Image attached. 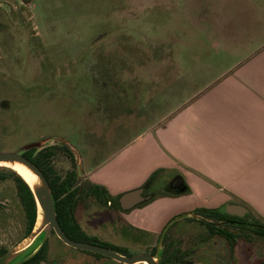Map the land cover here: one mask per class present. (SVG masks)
I'll return each mask as SVG.
<instances>
[{
	"label": "rangeland",
	"instance_id": "374dc122",
	"mask_svg": "<svg viewBox=\"0 0 264 264\" xmlns=\"http://www.w3.org/2000/svg\"><path fill=\"white\" fill-rule=\"evenodd\" d=\"M238 18L260 31L264 0H0V151L51 138L50 145L71 144L83 161L81 176L99 168L179 104L183 91L203 88L264 40L262 29L250 44L230 47V38L243 42L251 34L234 33ZM55 165L64 175L72 161L61 151ZM173 175L159 173L153 188H164ZM1 191L0 247L12 249L26 237L27 221L14 183ZM122 194L78 220L97 244L145 254L143 233L117 213ZM202 228L195 223L185 231ZM207 247L201 264H230L223 240ZM246 248L238 247L236 264H264V251ZM51 258L123 264L59 241H52Z\"/></svg>",
	"mask_w": 264,
	"mask_h": 264
},
{
	"label": "crops",
	"instance_id": "0c3cea01",
	"mask_svg": "<svg viewBox=\"0 0 264 264\" xmlns=\"http://www.w3.org/2000/svg\"><path fill=\"white\" fill-rule=\"evenodd\" d=\"M240 21L234 33L246 29L251 34L243 42L230 38V47L250 44L253 32L264 30L263 25L253 31L248 21ZM183 92L187 94L179 104L160 119L157 116L99 168L81 176L114 195L143 187L158 170L185 177L187 193L159 196L130 211H117L134 231L143 233L145 248L154 245L166 224L198 208L240 202L264 219V40L203 88Z\"/></svg>",
	"mask_w": 264,
	"mask_h": 264
},
{
	"label": "trees",
	"instance_id": "16d2710c",
	"mask_svg": "<svg viewBox=\"0 0 264 264\" xmlns=\"http://www.w3.org/2000/svg\"><path fill=\"white\" fill-rule=\"evenodd\" d=\"M61 151L67 153L72 161V168L68 170L64 175H61L57 171L55 165V157ZM24 155L34 163H36L43 170L44 174L49 180L54 193L57 218L66 234L76 239L93 241L94 238L89 236L82 228L77 217V210L79 205L83 204L86 199H91L92 197L96 201L102 202L103 204L112 202V204L114 205L109 190L101 184L93 183L90 180L82 181L81 179H79L75 155L70 147L66 144H54L41 150L34 148L30 151H27ZM160 172L161 171L158 170L153 173L148 183H152V181L154 180L153 177L158 175ZM7 181H12L14 183L18 199L27 221V236L35 228L38 219V205L36 199L34 197V194L32 193L30 186L18 172H16L12 168L0 166V210L4 208V205L2 204L3 202L1 201V185ZM188 191L189 187L186 193ZM179 194L182 193L178 191H165L160 195L175 196ZM195 213L207 218L216 217L220 219H226L231 217L229 214L222 213L218 208H199L197 211H195ZM250 216L255 221L251 230L258 236L264 237V219L252 213H250ZM212 231H218L221 236L228 239V241L231 243L230 240L233 238V235L229 230L224 228L219 230L212 228ZM8 250L9 249L6 246L0 247V256L5 254ZM44 250L45 247L40 249L37 253H35L28 259L20 262L19 264H39V256ZM118 251H121V253L125 254L122 251L126 250L121 248Z\"/></svg>",
	"mask_w": 264,
	"mask_h": 264
},
{
	"label": "water",
	"instance_id": "95a60500",
	"mask_svg": "<svg viewBox=\"0 0 264 264\" xmlns=\"http://www.w3.org/2000/svg\"><path fill=\"white\" fill-rule=\"evenodd\" d=\"M51 140V138H47L38 142L29 143L24 145L17 151L13 152L0 151V166L9 167L3 164L21 165L35 176V181L32 184L27 182L25 178L24 180L30 186L38 205V219L35 228L30 234H28L23 239L20 244L13 247L12 249H9L5 254L0 256V264H19L20 262L28 259L42 248V246L46 243L53 231H55L59 238L63 240L66 244L75 248L108 256L125 264H156L153 255L139 254L129 256L120 253L114 249L99 245L97 243L94 244L89 242L75 241L66 234L57 218L54 193L49 180L47 179L43 170L36 163H34L32 160H30L24 155L27 151H30L31 149L37 148L38 150H41L45 147L50 146ZM56 144H66L73 151L77 162L79 179H81V170L79 169V165L82 166L83 164L81 157L78 154H75L73 147L67 141L57 142ZM170 185L171 188L177 189V191L180 193H186L188 189L186 179L182 174L175 175V177L171 180ZM146 188L147 187H139L124 192L119 198L120 208L123 211H130L135 207L139 206L141 203H143L146 199L149 198L143 196V193L145 192ZM39 208H41L42 215L40 223H38L40 214ZM219 210L223 213H229L239 216H245L247 213L251 212V210L247 206L237 203L225 204L220 207ZM189 215L193 216L195 214L193 212ZM189 215H182L179 218H184ZM175 221L176 219L171 223ZM167 228L165 229V231L167 230ZM42 264L47 263L42 262Z\"/></svg>",
	"mask_w": 264,
	"mask_h": 264
},
{
	"label": "flooded vegetation",
	"instance_id": "af4514ba",
	"mask_svg": "<svg viewBox=\"0 0 264 264\" xmlns=\"http://www.w3.org/2000/svg\"><path fill=\"white\" fill-rule=\"evenodd\" d=\"M174 177L175 175L171 178V180ZM171 180L166 183L164 188L163 187L159 189L157 188V190L154 189L155 191H153L149 183L145 184L143 187H147V188L143 193V196L149 198L146 199L140 205H143L149 202L150 200L155 199L156 197L162 196L160 194L165 191H177V189L171 188L170 185ZM95 201L96 200L93 199L92 197L91 199L90 198L86 199L83 204L79 205L77 210V217L80 212L89 211L93 207V205L96 204ZM235 203L242 204L240 202H235ZM110 205L113 206L112 202H110ZM119 208H120V203H119ZM198 209H195L193 211L195 215L185 217L184 219H182L185 220L186 223L182 224L181 226L176 224L179 221L166 224L163 230L161 231V233L156 238L154 245L150 247H146L144 253L153 255L156 264H201V262L203 261L201 256L202 255L205 256V251L209 249L207 245L213 244L216 246L219 240H223L230 251L229 253V257L231 261L230 264H236L235 259L236 256L238 257L239 255L238 247L240 245H246L247 246L246 249L248 250L255 248L257 251H264V237L258 236L256 233H254L251 230L253 228V224L255 223V221L250 216V213H247L245 216L225 213V214H229L231 217L226 219H220L216 217L207 218L200 214H196L195 211H197ZM195 223H198V225L201 224V226L203 227L202 230L198 232L185 231V229H190L192 225ZM166 228L167 230L165 231ZM172 228L174 229L172 230ZM212 228L218 230L224 228L229 230L233 235V238L230 240L231 243L228 241V239L221 236V234L218 231H212ZM70 238L75 241L89 242L94 244L96 243L94 241H86L82 239H76L74 237H70ZM52 241L53 242L59 241L61 244L68 245L59 238V236L55 231H53V233L48 238L46 243L42 246V248L45 247V250L39 256V264H42V262H46L47 264H56L54 260L51 258ZM79 250L86 253V256L95 255L98 261L113 259L108 256L96 254L91 251L82 250V249ZM140 264H147V263H140Z\"/></svg>",
	"mask_w": 264,
	"mask_h": 264
},
{
	"label": "bare ground",
	"instance_id": "6f19581e",
	"mask_svg": "<svg viewBox=\"0 0 264 264\" xmlns=\"http://www.w3.org/2000/svg\"><path fill=\"white\" fill-rule=\"evenodd\" d=\"M3 165H7L11 168H13L14 170H16L23 178H25L27 180V182L29 183H33L35 181V176L26 168H24L21 165H8V164H3ZM40 214H39V222L41 221L42 215H41V208H39Z\"/></svg>",
	"mask_w": 264,
	"mask_h": 264
}]
</instances>
